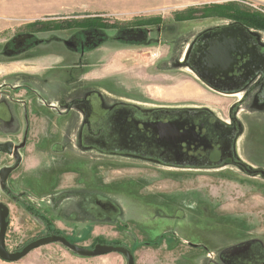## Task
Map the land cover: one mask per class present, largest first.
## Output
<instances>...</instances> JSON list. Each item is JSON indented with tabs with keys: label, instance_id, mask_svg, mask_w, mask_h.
I'll use <instances>...</instances> for the list:
<instances>
[{
	"label": "rangeland",
	"instance_id": "1",
	"mask_svg": "<svg viewBox=\"0 0 264 264\" xmlns=\"http://www.w3.org/2000/svg\"><path fill=\"white\" fill-rule=\"evenodd\" d=\"M215 6L224 10L210 12ZM260 8L264 9V0H0V79L5 77L0 82L8 88L37 86L52 101L69 98L73 89L80 93L96 85L102 90L96 80L86 81L98 77L109 85L103 91L117 95L121 103L206 105L220 122L228 121V107L235 97L213 93L196 81L187 63L191 39L206 28L236 25L264 47V29L246 25L264 19ZM161 23L163 31H173L167 37L174 44L160 42V38L146 46L105 43L81 59L93 63L81 71L70 73L64 66L68 64L65 60L79 62L75 53L71 55L74 59L59 63L69 52L55 39H76L92 31L91 24L99 26L95 32L105 41L113 31H106L107 27L141 26L151 33L161 29ZM20 37L30 39L16 53L15 39ZM39 40L45 43L35 47ZM80 77L83 82L78 83ZM180 84H196L204 95H185L178 89ZM236 108L231 111L233 117ZM78 111L72 106L71 123L66 120L62 126L71 139L66 141L61 132L47 146L49 184L41 186L35 176L27 175L23 182L32 186L28 197L5 189L13 193L0 199L10 211L7 250L21 249L30 239L56 230L87 248L98 242L122 245L130 250L135 264H244L246 258L250 264H264L261 175L236 166L234 157L233 163L212 166L167 165L82 147L75 126L80 120ZM260 112L252 119L256 123L243 127V144L237 149L249 165L264 170V112ZM53 155L62 156L59 175ZM20 202L35 206L48 221L32 218ZM157 237V242H145ZM16 263L126 264V259L118 253L82 257L51 243L33 249L18 262L0 259V264Z\"/></svg>",
	"mask_w": 264,
	"mask_h": 264
},
{
	"label": "flooded vegetation",
	"instance_id": "2",
	"mask_svg": "<svg viewBox=\"0 0 264 264\" xmlns=\"http://www.w3.org/2000/svg\"><path fill=\"white\" fill-rule=\"evenodd\" d=\"M160 26L161 29L156 28L151 33L148 30L142 29L141 26H128L122 27V29L120 27L114 28L113 26L107 27L105 28L106 31L111 29L113 31L112 35L110 31L107 35V40L104 41L100 40L98 32H95L94 29H97L99 26L91 24L88 27H91L93 30L79 35L76 39H72V37L55 39L56 42L66 47L69 52L68 55L60 58L62 60L59 63H63L68 57L74 59L75 57L71 55L75 53L77 58L80 57L79 64L72 62L75 60H65L68 64L64 66L68 68L70 73L73 70L81 71L82 68L85 69L93 65L91 62H80L81 59L87 56V53H94L105 43L146 46L152 42H157L160 38V42L162 41L169 45L174 44V39L170 40L167 37L168 33L173 31H163V23ZM29 39L30 37L28 39L16 38L15 46L17 48L15 52L19 53L24 48L25 42ZM43 41L39 40L33 45L36 47L40 43H45ZM45 41L51 42L52 40ZM190 47L187 63L190 65L194 77L201 85L211 88L222 95H231L242 90L243 100L253 93L256 96L258 95V97L261 95L263 98L264 47L258 43L249 31L236 25L206 28L194 34ZM218 48H229V51L232 52L231 58L233 63L230 65L232 72L227 76L219 71V66L217 68L210 67L208 60L210 52H214ZM93 80H96L100 84V89L102 90H98L99 88L96 85L84 88V91L77 93L78 97L59 100L58 105L63 108L62 111L58 107H52L60 116H71L72 106L79 109L80 121L75 126L77 127V137L80 146L104 149V151L113 155L116 154L121 157L137 158L147 162L167 165H196L200 167L203 165L212 166L215 163H223L224 161L233 163V141L237 124L231 115V111H234L236 102H233L228 107V121L222 120L224 122H220L219 117L206 105L176 107L174 105L159 104L144 106V104H149L150 102H142L144 103L142 104L134 100L121 103L117 95L108 93L109 91H103L107 88L106 85L108 84L101 82L98 77H91L86 81ZM81 81L82 77L79 78L78 83ZM70 83L72 84V79H70ZM23 89L26 92L32 93V89L29 87ZM23 89L18 88L14 92H17L16 94L21 97ZM88 89L91 91L87 92L86 90ZM106 95L109 102L105 104L104 98ZM36 118H39V115H36ZM174 127L178 129L175 135ZM240 167L246 170L247 166L244 167L242 165ZM5 193L7 195L13 194L11 192ZM106 199L104 200L106 201ZM23 203H27L34 212L31 213L29 210H26ZM19 205L32 218L35 216L42 222L48 221L30 203L20 202ZM38 214L44 218H41ZM8 221L9 229L11 222L10 211ZM47 231L48 233L45 236L55 235L51 234V231L57 232L56 230ZM57 235L65 237L71 243L78 244L75 240H69L67 235L60 233ZM40 237L43 236H36L30 239L29 242ZM158 240L159 238L157 237L152 240H145V242L152 243ZM192 246L198 245L192 244ZM201 246H203L201 248L208 250L204 245ZM18 250L20 249L15 251ZM247 260L248 258H246L244 264L252 263H248ZM234 262H237V260Z\"/></svg>",
	"mask_w": 264,
	"mask_h": 264
},
{
	"label": "crops",
	"instance_id": "3",
	"mask_svg": "<svg viewBox=\"0 0 264 264\" xmlns=\"http://www.w3.org/2000/svg\"><path fill=\"white\" fill-rule=\"evenodd\" d=\"M30 69V66L26 67V70ZM32 70L34 69L32 68ZM4 78L5 77H2V79ZM2 79H0V81ZM60 80L61 78H59V81ZM59 81H56L55 84L61 85ZM187 85L188 84H180L178 86L179 91L184 92L185 95L191 96L204 95V91L196 84ZM18 88L23 89V86L10 85L8 88L5 86V83L0 82V147L11 150L10 152L0 150V169L3 167L12 168L5 185L0 180V199L5 197L6 188L11 192L25 193L26 197L31 195V184L26 181L23 182V177H27V175L35 176V178L40 181L41 186L42 184L47 185L48 181H46V175L48 174L46 173L51 171L49 170L48 172L47 165L45 164V159L48 158L50 153L47 150V146H50L53 141L58 140L61 132L66 141L71 139L68 133L62 129V126L66 124V120L70 121L71 116L59 117L52 108L58 107L61 111L63 110V108L58 105V99L52 101L47 100L46 97L39 92L37 86L33 87L32 93L26 92L23 89V93H21L22 96L20 97L16 94L17 92H14ZM24 88H26V86ZM209 89L211 92L217 94L213 89ZM73 91L74 93L70 98L78 97L77 90L73 89ZM242 94L243 92L241 90L231 95H224L235 97L232 103L242 100L235 112V121L238 131L233 145L234 156L248 168L260 169L249 165L246 162L248 160L245 155H243L242 151H239L237 147L240 149L241 144H243V127L248 129V126L253 121L256 123V121L252 119L261 114L260 111L264 112V98H262L261 95L258 97V95L256 96V94L253 93L243 100ZM78 114L80 115V111H78ZM36 115H39V118H36ZM69 123H71V121L67 124ZM34 153H36V155H34ZM61 158V155H53V161L56 164L55 171L58 175L62 172L61 169H59L62 164ZM49 160L51 163L52 160ZM66 161L65 159V162Z\"/></svg>",
	"mask_w": 264,
	"mask_h": 264
},
{
	"label": "water",
	"instance_id": "4",
	"mask_svg": "<svg viewBox=\"0 0 264 264\" xmlns=\"http://www.w3.org/2000/svg\"><path fill=\"white\" fill-rule=\"evenodd\" d=\"M231 53L232 52L229 51V48H224V49L218 48L214 52L213 51L210 52V55H209L210 57L208 58L210 67L217 68L219 66L220 67L219 71L221 73H223L226 76L229 75L232 72L230 65L233 63V60L231 58ZM241 101L242 100L237 101L235 103V106L237 107ZM234 120H235V117H234ZM237 131H238V127L236 128L235 137H236ZM177 132H178V129L174 127V135ZM233 145H234V141H233ZM0 150H6L8 152L11 151L10 149L1 148V147H0ZM236 165L245 166V164H243L240 161H238ZM11 170H12L11 167H3L0 169V180L2 181V183H4V185L6 183V180ZM250 173L259 174L264 179L263 169H252ZM8 215H9L8 206L4 202L0 201V259L3 261L15 262L25 257L30 251H32L35 248H38L40 246L50 244V243H59L66 249L73 252L74 254H77L82 257H96V256H101V255H105L109 253H118L125 257L126 264H134V258H133L132 253L130 252L129 249H127L124 246L111 245V244H106V243H97L92 248H87V247H83L75 243H71L65 237L60 236V235H47V236L37 238L27 243L20 250L11 252L7 250L6 245H5V236H6V232H7V228L9 224Z\"/></svg>",
	"mask_w": 264,
	"mask_h": 264
},
{
	"label": "trees",
	"instance_id": "5",
	"mask_svg": "<svg viewBox=\"0 0 264 264\" xmlns=\"http://www.w3.org/2000/svg\"><path fill=\"white\" fill-rule=\"evenodd\" d=\"M224 10V8H222L221 6H215V7H212L211 9H209V11L210 12H213V13H217V11H218V14H219V12H222ZM246 25H248V26H253V27H255V28H263L264 29V19L262 18H257L253 23H247ZM244 166V165H243ZM244 167H246V166H244ZM247 168V167H246ZM23 205H24V208L26 209V210H29L31 213H33L34 211H32V209L29 207V205H27V203H23ZM41 218H44L42 215H40V214H38ZM51 234H55V235H57V234H59V233H57V232H52L51 231ZM108 244H111V245H119V244H116V243H108ZM247 244V243H246ZM122 246V245H121ZM198 246H200L201 247V245H198ZM260 264H263V263H261L260 262Z\"/></svg>",
	"mask_w": 264,
	"mask_h": 264
},
{
	"label": "built area",
	"instance_id": "6",
	"mask_svg": "<svg viewBox=\"0 0 264 264\" xmlns=\"http://www.w3.org/2000/svg\"><path fill=\"white\" fill-rule=\"evenodd\" d=\"M256 9H258V8L256 7ZM259 12L264 15V9L260 8Z\"/></svg>",
	"mask_w": 264,
	"mask_h": 264
}]
</instances>
